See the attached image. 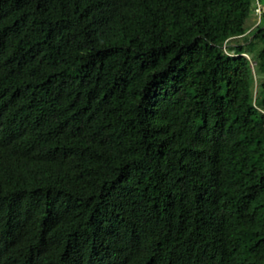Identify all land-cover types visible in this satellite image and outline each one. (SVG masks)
<instances>
[{
	"label": "trees",
	"instance_id": "1",
	"mask_svg": "<svg viewBox=\"0 0 264 264\" xmlns=\"http://www.w3.org/2000/svg\"><path fill=\"white\" fill-rule=\"evenodd\" d=\"M254 9L0 0V264H264Z\"/></svg>",
	"mask_w": 264,
	"mask_h": 264
},
{
	"label": "rangeland",
	"instance_id": "2",
	"mask_svg": "<svg viewBox=\"0 0 264 264\" xmlns=\"http://www.w3.org/2000/svg\"><path fill=\"white\" fill-rule=\"evenodd\" d=\"M259 2V1H258ZM260 5V4H259ZM255 8H256V0H255ZM255 10V9H254ZM261 10H262V12H264V5H261ZM254 14H255V12H254ZM251 21L253 22L252 24V28H253V26L255 27L256 26V24L258 23V17H257V15L255 14L253 17H252V19H251Z\"/></svg>",
	"mask_w": 264,
	"mask_h": 264
},
{
	"label": "built area",
	"instance_id": "3",
	"mask_svg": "<svg viewBox=\"0 0 264 264\" xmlns=\"http://www.w3.org/2000/svg\"><path fill=\"white\" fill-rule=\"evenodd\" d=\"M255 14L257 15L258 17V22H259V18H260V14H261V6L259 5L258 3V0H256V8H255Z\"/></svg>",
	"mask_w": 264,
	"mask_h": 264
}]
</instances>
